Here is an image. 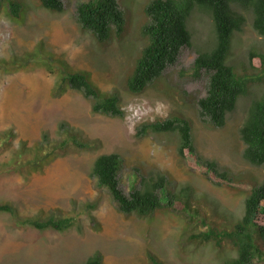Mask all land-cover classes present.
I'll return each mask as SVG.
<instances>
[{
	"label": "rangeland",
	"instance_id": "rangeland-1",
	"mask_svg": "<svg viewBox=\"0 0 264 264\" xmlns=\"http://www.w3.org/2000/svg\"><path fill=\"white\" fill-rule=\"evenodd\" d=\"M20 1L19 17L11 16L6 5L0 10V137L6 129L14 132L10 146L0 147V163L10 161L20 140L34 144L43 131L58 138L61 122L76 129L90 147L72 148L27 175L0 164V202L10 201L21 216L61 209L77 220L64 231L38 229L17 225L14 215L0 211V264H80L96 250L102 253L103 264H150L147 250L160 264H216L234 255L229 241L215 245L193 237L203 227L187 218L181 204L173 202L147 214L124 213L90 175L97 155L117 152L119 184L125 192L138 186L144 172L161 171L167 175L169 191L190 187L188 201L201 206L208 221L222 225L241 216L247 190L264 181V166L252 165L242 156L239 127L249 96L239 99L223 126L205 123L198 115L197 100L206 93L207 74L202 69L194 75L192 64L197 46L211 34L209 18L193 16L191 45L183 46L176 61L143 91L132 94L127 80L149 41L142 27L148 21L145 7L150 0H117L123 29L113 30L105 40L77 22L78 0H62L60 12L39 0ZM251 46L264 50V36L248 20L232 38L230 59L245 58ZM61 59L87 69L105 94L116 93L123 116L93 112L91 101L74 89L53 93L59 73L41 62L56 68ZM246 68L256 70L249 63ZM166 117L186 118L196 152L215 159L230 178L221 179L206 169L193 153L181 156L175 132L136 134L142 123Z\"/></svg>",
	"mask_w": 264,
	"mask_h": 264
},
{
	"label": "trees",
	"instance_id": "trees-1",
	"mask_svg": "<svg viewBox=\"0 0 264 264\" xmlns=\"http://www.w3.org/2000/svg\"><path fill=\"white\" fill-rule=\"evenodd\" d=\"M39 1L48 9L59 12L63 10L62 0ZM4 5L11 16L19 17L22 8L20 0H0V10ZM145 11L148 21L143 25L142 32L148 35L149 41L136 58L133 71L128 77L130 92L137 94L143 91L154 78L162 75L168 64L176 61L183 46L191 45L194 31L190 21L193 16L198 19L202 15L208 17L211 34L204 43L197 46V55L192 64L194 75H199L202 69L207 74L206 93L197 100L198 115L205 123L215 127L223 126L227 114L236 108L239 99L249 96L245 116L239 127V138L243 142L242 156L252 165L264 166V50L251 46L244 54L245 58L238 61L230 59L232 36L235 31L243 28L245 22L249 20L253 30L264 36V0H150ZM76 19L82 28L91 31L99 40L107 39L113 30L120 32L124 22L117 0H78ZM60 61L62 65L56 68L41 62L46 68L59 73L53 93L61 95L68 88L74 89L91 101L93 112L123 116L121 99L116 93L105 94L101 91L92 82L87 69L70 66L65 59ZM247 63L256 70H248ZM60 126L61 135L58 138L52 139L43 131L39 141L34 144L27 145L25 140H20L10 161L0 163L1 166L27 175L41 171L50 161L72 148L90 147L89 141L79 136L72 126L64 125V122ZM152 131L177 133V151L181 156L187 152L193 153L198 163L206 169L221 179L229 177L215 159H208L196 152L191 127L186 118L166 117L163 120L148 121L141 124L136 134L143 135ZM13 135L12 129H6L0 137V147L10 146ZM1 166L0 170L3 169ZM120 166L119 153L107 152L94 158L90 170L97 185L109 191L120 211L147 214L163 206H170L173 202L181 204L187 218H195L196 223L203 227L201 231L194 232L193 237L212 241L215 245L229 241L235 249L234 255L216 264L264 261V181L252 184L247 190L243 213L236 221L218 225L204 218L205 211L200 210L201 206L197 208L188 201L191 190L189 186L175 192L169 191L167 175L161 171L144 172L138 186L125 192L119 184ZM0 211L14 215L17 225L28 224L38 229L64 231L77 222L74 214L61 209L21 216L10 201L0 202ZM147 257L150 264H160L150 250H147ZM80 264H103V255L96 250Z\"/></svg>",
	"mask_w": 264,
	"mask_h": 264
},
{
	"label": "clouds",
	"instance_id": "clouds-1",
	"mask_svg": "<svg viewBox=\"0 0 264 264\" xmlns=\"http://www.w3.org/2000/svg\"><path fill=\"white\" fill-rule=\"evenodd\" d=\"M238 31H239V30H238ZM236 32H237V31H235L234 34H235ZM234 34H233V36H234ZM233 36H232V37H233Z\"/></svg>",
	"mask_w": 264,
	"mask_h": 264
}]
</instances>
